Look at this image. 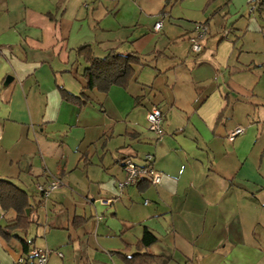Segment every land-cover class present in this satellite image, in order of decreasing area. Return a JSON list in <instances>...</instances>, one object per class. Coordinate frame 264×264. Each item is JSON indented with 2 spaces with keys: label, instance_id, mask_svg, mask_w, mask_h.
I'll return each mask as SVG.
<instances>
[{
  "label": "crops",
  "instance_id": "obj_1",
  "mask_svg": "<svg viewBox=\"0 0 264 264\" xmlns=\"http://www.w3.org/2000/svg\"><path fill=\"white\" fill-rule=\"evenodd\" d=\"M252 1L0 0V181L29 202L20 226L0 207V264L34 248L49 264H264V0L250 14ZM196 23L210 27L197 56ZM87 47L141 64L126 88L91 90ZM148 155L162 184L120 192L122 161ZM53 180L43 204L38 186Z\"/></svg>",
  "mask_w": 264,
  "mask_h": 264
},
{
  "label": "built area",
  "instance_id": "obj_2",
  "mask_svg": "<svg viewBox=\"0 0 264 264\" xmlns=\"http://www.w3.org/2000/svg\"><path fill=\"white\" fill-rule=\"evenodd\" d=\"M260 0H253L250 5V14L257 11ZM163 23L160 21L155 26L156 32H161ZM210 36V27L207 23H196L192 34L189 36L188 41L191 45V52L194 55H200L204 51V44ZM164 113L158 108L154 107L148 115V129L156 136L158 140L164 138ZM243 128H237L228 135L230 142H235L237 138L244 134ZM0 128V137H1ZM155 158L153 155H148L144 158L143 164H139L132 159L122 161L121 166L126 174V179L118 183V190L125 192L128 188L142 182L151 184L152 186H160L163 182L164 175L156 170ZM63 183L60 180H53L45 185L38 186L39 194L42 198V203H46L53 192L61 188ZM111 200H102L101 204L104 206H111ZM53 252L34 248L26 255L19 258L13 264H49L50 256ZM61 256V254L58 253Z\"/></svg>",
  "mask_w": 264,
  "mask_h": 264
},
{
  "label": "trees",
  "instance_id": "obj_3",
  "mask_svg": "<svg viewBox=\"0 0 264 264\" xmlns=\"http://www.w3.org/2000/svg\"><path fill=\"white\" fill-rule=\"evenodd\" d=\"M79 55L90 64V68L85 74L89 89H99L104 92H108L113 86L126 88L135 76L134 67L141 64L140 59L136 56L124 57L116 54H111L104 60H97L88 47L81 49ZM63 97L65 100L78 105L84 103H82L83 97H72L64 91ZM0 207L4 211L14 210L17 213L15 226H20L24 221H27L29 212L27 195L3 181H0ZM155 242L156 237L145 230L142 244L145 247H150Z\"/></svg>",
  "mask_w": 264,
  "mask_h": 264
},
{
  "label": "rangeland",
  "instance_id": "obj_4",
  "mask_svg": "<svg viewBox=\"0 0 264 264\" xmlns=\"http://www.w3.org/2000/svg\"><path fill=\"white\" fill-rule=\"evenodd\" d=\"M185 10L184 11H187V12H189V17H190V19L192 20V21H199V18L201 17L200 16V13L199 12H196V7H195V5H193V4H189V5H185L184 7H183ZM250 10V6H249V9H248V12H250L249 11ZM189 23V22H188ZM187 24V23H186ZM229 30H230V28H229ZM226 34H228V33H226ZM181 39L182 38H179V40H177L180 44H183L182 43V41H181ZM189 44V43H188ZM187 43H184L182 46H180L178 49H177V55L178 56H185V54H186V49H187V45H188ZM191 48V47H190ZM190 51H191V49H190ZM195 56H197V55H195ZM164 85H165V82H164V80L162 81H159V82H157L156 83V86H157V88L159 89L158 90V93L159 92H161L162 90H163V87H164Z\"/></svg>",
  "mask_w": 264,
  "mask_h": 264
}]
</instances>
